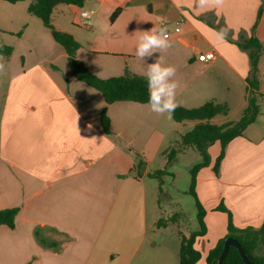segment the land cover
<instances>
[{
  "label": "crops",
  "instance_id": "0c3cea01",
  "mask_svg": "<svg viewBox=\"0 0 264 264\" xmlns=\"http://www.w3.org/2000/svg\"><path fill=\"white\" fill-rule=\"evenodd\" d=\"M81 9L92 10V27L80 24ZM29 16L19 39L27 38L30 48L44 45L52 55L21 63L17 90L5 98L0 116V209L17 208L13 227L0 224V264H178L181 236L195 228L180 212L162 209L146 191L145 178L169 164L171 133L183 135L196 121H175L171 114L152 112L148 103L106 104L99 90L73 75L47 27L27 33ZM51 21L74 37L77 58L102 78L145 75L146 64L162 56L176 69L177 106L208 100L228 106L226 114L211 118L216 124L237 121L249 93L261 96L254 121L225 146L218 172V141L208 147L209 164L197 172L195 193L205 209L206 231L195 238V264H206L226 233L227 215L216 209L219 204L237 227L263 223L264 0H218L204 9L196 0H83L81 6L57 4ZM152 27H166L171 46L144 62L135 46L141 31ZM221 28L228 29L226 42L215 40ZM251 36L262 44L255 88L249 85V49L240 45ZM206 51L216 57L204 61ZM63 56L69 69L63 65L65 72L57 75ZM103 107L108 133L99 121Z\"/></svg>",
  "mask_w": 264,
  "mask_h": 264
},
{
  "label": "trees",
  "instance_id": "16d2710c",
  "mask_svg": "<svg viewBox=\"0 0 264 264\" xmlns=\"http://www.w3.org/2000/svg\"><path fill=\"white\" fill-rule=\"evenodd\" d=\"M6 1L16 3L21 0ZM82 1L83 0H30L27 5V11L38 17L42 24L50 30L54 41L63 47L73 75L85 84L99 90L106 104L119 100L147 103L148 87L145 75L124 73L107 78L95 75L79 58H77L76 50L79 48V43L74 37L69 32L56 29L53 26L51 13L57 4L72 3L81 6ZM118 11L119 10L116 9L111 14V20L118 14ZM240 45L243 48L249 49L252 72V80L249 82V85L251 88H255L257 61L262 49V44L255 36H251L244 39ZM11 51V46H1L0 57L3 55H9ZM258 110V104L254 97L250 96L248 98L247 106L237 121H226L220 124L212 122L211 118L215 115L226 114L228 112V106L225 103H219L212 100H208L203 104L192 108L176 106L170 113L173 119L178 122L185 120L196 121V123L182 135V144L184 146H192L196 148L201 157L200 161L193 164L190 168L191 177L189 184V192L195 198L198 227L188 236H181L178 249V264H195L200 258V252L194 247V242L197 236L204 234L206 231L204 222L205 209L195 193V181L198 170L201 167L208 165L210 162L208 147L215 141L219 142V153L216 156L213 165V169L217 173L219 163L224 155L225 146L232 138L241 135L243 129L248 123L254 121ZM99 121L103 131L108 133L110 131V119L107 115L106 107H103L99 111ZM174 152V149H171L168 152V161H170ZM164 172L165 169L157 170L152 173L151 176L158 177ZM216 209L224 211L227 215L226 233L217 240L215 245L208 252L206 256V264H216L217 258L223 249L224 241L228 237H232L239 242L252 264H264V221L259 227H237L233 224L232 215L229 209L223 204H219ZM16 213L17 208L15 207L0 209V224L13 227ZM257 249H260L261 253L257 254L255 252ZM221 264L245 263L238 249L231 245L223 257Z\"/></svg>",
  "mask_w": 264,
  "mask_h": 264
},
{
  "label": "rangeland",
  "instance_id": "374dc122",
  "mask_svg": "<svg viewBox=\"0 0 264 264\" xmlns=\"http://www.w3.org/2000/svg\"><path fill=\"white\" fill-rule=\"evenodd\" d=\"M28 2L30 0H23L13 4L6 0H0V47L4 45L12 47L11 54L0 57V64L3 65L0 68V116L4 108L5 98L8 96L11 99L17 90L15 77L20 66L23 67V64L26 65L33 60H38L40 56L52 55V53H49L52 50L46 47L48 51L44 45L38 48L33 44V47L30 48L26 44L29 42L27 38L19 39V31L22 29L24 22L27 21L28 15L32 17L30 20V29L32 31L28 30L27 33H33L37 27H43L41 20L27 11L26 4ZM55 15H57V12H55ZM40 51L48 53H41ZM57 64V75L65 72L61 66L66 65L67 69H69L65 56L58 58ZM249 96L254 97L255 101L261 98L254 92L249 93ZM237 116L236 113L232 115L233 118H237ZM181 136V131L171 133V145L168 147V152L174 149V155L165 168L166 172L158 177L149 176L145 178V189L152 194L153 200L159 203L162 209L180 212L182 219L196 229L198 227L197 208L195 206V198L189 192L190 168L193 164L200 161L201 157L196 148L192 146L187 148V146L182 144Z\"/></svg>",
  "mask_w": 264,
  "mask_h": 264
},
{
  "label": "clouds",
  "instance_id": "9594fccd",
  "mask_svg": "<svg viewBox=\"0 0 264 264\" xmlns=\"http://www.w3.org/2000/svg\"><path fill=\"white\" fill-rule=\"evenodd\" d=\"M218 0H196L198 9L207 8ZM84 15H87L85 12ZM135 46V56L145 62L146 58H151L153 53L163 52L171 46L166 27H152L149 30L141 31ZM228 34L227 28L215 31V40L226 42ZM145 79L148 87V106L150 110L158 114H170L176 105L177 81L174 79L176 69L170 64H165L162 56H158L154 62L147 63ZM3 65L0 64V68Z\"/></svg>",
  "mask_w": 264,
  "mask_h": 264
},
{
  "label": "built area",
  "instance_id": "2783aa9c",
  "mask_svg": "<svg viewBox=\"0 0 264 264\" xmlns=\"http://www.w3.org/2000/svg\"><path fill=\"white\" fill-rule=\"evenodd\" d=\"M87 13V15H84V13ZM92 10L89 9H81L79 11V20H80V24L85 26V27H92L93 24V17H92ZM182 20H176L173 28H172V32L177 34L180 32V21ZM168 33V37L170 36L171 32L167 31ZM216 57V54L214 51H206L204 53H202V58L204 59V61L208 62L210 60H213Z\"/></svg>",
  "mask_w": 264,
  "mask_h": 264
},
{
  "label": "water",
  "instance_id": "95a60500",
  "mask_svg": "<svg viewBox=\"0 0 264 264\" xmlns=\"http://www.w3.org/2000/svg\"><path fill=\"white\" fill-rule=\"evenodd\" d=\"M231 245L235 246L238 249L245 264H252L250 259L247 257L245 251L243 250L242 246L239 244V242L236 239L232 237H228L225 239L223 249L217 258L216 264H221L223 257L225 256L229 246Z\"/></svg>",
  "mask_w": 264,
  "mask_h": 264
}]
</instances>
